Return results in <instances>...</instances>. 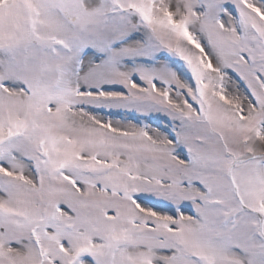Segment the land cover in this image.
Segmentation results:
<instances>
[{
    "label": "snow or ice",
    "instance_id": "snow-or-ice-1",
    "mask_svg": "<svg viewBox=\"0 0 264 264\" xmlns=\"http://www.w3.org/2000/svg\"><path fill=\"white\" fill-rule=\"evenodd\" d=\"M0 264H264V0H0Z\"/></svg>",
    "mask_w": 264,
    "mask_h": 264
}]
</instances>
